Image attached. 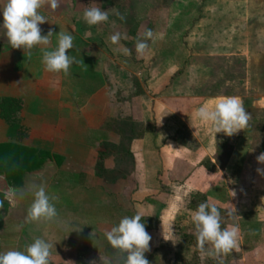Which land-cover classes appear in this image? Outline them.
Returning <instances> with one entry per match:
<instances>
[{"label":"crops","instance_id":"obj_1","mask_svg":"<svg viewBox=\"0 0 264 264\" xmlns=\"http://www.w3.org/2000/svg\"><path fill=\"white\" fill-rule=\"evenodd\" d=\"M5 3L0 0V8ZM91 4L110 10L106 23L84 22ZM59 5L53 9L44 0L40 12L49 22L39 27L42 35L52 30L49 47L56 46L59 31L73 36L69 55L77 62L68 75L45 71L41 46L31 55L11 48L0 28V101L21 103L12 124L0 117V144L47 154L19 186L0 175V252L24 251L42 238L53 245L49 264H91L93 254L101 258L107 251L105 233L122 218L140 214L151 236L145 257L149 264H162V252L174 251L179 242L197 251L195 241L184 239L196 235L192 215L208 202L220 210L222 228L238 225V247L218 254L206 244L204 252H197L198 264H229L232 258L237 264H264V175L257 173L264 170L257 163L264 134L256 145L251 135L263 127L253 128L250 120L230 137L215 134L195 112L227 96L189 105L179 93L177 83L189 58L182 14L190 0L172 5L161 32L153 28L154 20L125 22L110 0H59ZM145 29L154 38L138 57L135 43ZM114 32L128 37L120 43L131 55L111 44ZM169 144L173 149L165 147ZM39 185L56 198L51 202L57 216L50 221L28 219L32 191Z\"/></svg>","mask_w":264,"mask_h":264},{"label":"rangeland","instance_id":"obj_2","mask_svg":"<svg viewBox=\"0 0 264 264\" xmlns=\"http://www.w3.org/2000/svg\"><path fill=\"white\" fill-rule=\"evenodd\" d=\"M183 1L110 0L120 7L125 22L154 20L157 32L163 30L172 5ZM182 16L187 20L183 38L189 58L179 76V93L189 105L211 96L244 99L253 128L263 127L260 133L251 132L256 145L258 135L264 134V0H190ZM207 181L201 182L203 190ZM227 218L224 213L222 219L227 222ZM184 240L195 241L197 251L185 249L179 242L174 251L162 252V264H198L197 252L205 250L198 247L195 234ZM91 258V264H124L126 253L108 244L101 258L94 254ZM229 264H237L236 258Z\"/></svg>","mask_w":264,"mask_h":264},{"label":"clouds","instance_id":"obj_3","mask_svg":"<svg viewBox=\"0 0 264 264\" xmlns=\"http://www.w3.org/2000/svg\"><path fill=\"white\" fill-rule=\"evenodd\" d=\"M43 3L44 0H6L4 6L0 8L3 17L0 28L5 30L11 48L23 49L25 54L31 55L33 48L41 46V62L45 71L68 75L70 67L77 62L74 56L69 55L74 38L69 33L59 31L55 35L56 46L49 47L54 34L49 30L47 35H42L39 27L49 22L40 12ZM48 3L53 9L60 6L59 0H48ZM109 11L91 4L85 8L83 20L89 26L106 23L109 19ZM153 38V31L145 29L142 38L136 39L135 52L138 57L146 54L149 49L148 42ZM109 39L111 44L118 46L121 54L131 55V49L120 43L122 39H128L127 36L114 32ZM195 117L200 122L211 125L215 134L223 133L229 137L247 127L250 120V114L246 111L242 100L236 96L218 97L211 106L208 104L200 106L195 112ZM159 137L161 140L165 138L163 134H159ZM165 147L173 149L171 144ZM257 163L264 164V153L257 157ZM257 173L264 175V170L257 169ZM32 196L33 200L28 209L30 221L41 219L50 221L57 216V209L51 202L56 198L50 197L43 185L36 186ZM142 218L140 214L124 217L118 225L105 233V239L112 248L126 253L124 264H149L145 253L149 251L151 236L146 231ZM191 219L195 226L198 247L202 251L205 250L206 244H211L218 254L229 253L238 247V225L222 228L220 210L216 206L208 202L200 203ZM95 234L90 233V236ZM52 248L51 243L36 238L24 251L0 252V264H49Z\"/></svg>","mask_w":264,"mask_h":264},{"label":"trees","instance_id":"obj_4","mask_svg":"<svg viewBox=\"0 0 264 264\" xmlns=\"http://www.w3.org/2000/svg\"><path fill=\"white\" fill-rule=\"evenodd\" d=\"M20 110L21 103L18 100L6 98L0 101V117L8 124L15 121ZM46 157L47 154L37 153L19 144H0V175L5 176L10 185L19 186L23 175L39 169ZM102 158L101 154L96 166L97 174L102 170Z\"/></svg>","mask_w":264,"mask_h":264}]
</instances>
